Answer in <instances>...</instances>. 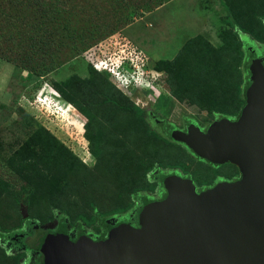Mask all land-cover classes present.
<instances>
[{
    "label": "rangeland",
    "instance_id": "374dc122",
    "mask_svg": "<svg viewBox=\"0 0 264 264\" xmlns=\"http://www.w3.org/2000/svg\"><path fill=\"white\" fill-rule=\"evenodd\" d=\"M131 46L148 55L147 72L162 75L149 92L124 93L86 64L88 52L115 64ZM250 48L264 56V0H0V142L29 139L42 154L17 176L5 160L14 149L0 150V230L22 229L26 208L43 226L61 212L71 229L85 222L101 237L99 222L132 219L138 194L161 200L158 170L202 190L240 176L236 165L201 160L164 124L207 132L224 116L239 120ZM29 261L0 246V264Z\"/></svg>",
    "mask_w": 264,
    "mask_h": 264
},
{
    "label": "water",
    "instance_id": "95a60500",
    "mask_svg": "<svg viewBox=\"0 0 264 264\" xmlns=\"http://www.w3.org/2000/svg\"><path fill=\"white\" fill-rule=\"evenodd\" d=\"M172 139L209 163L238 166L241 179L198 193L170 175L165 199L144 206L139 228L122 223L102 241L74 242L62 225L43 236L44 264H264V56L250 64L239 120L222 118L207 132L190 124Z\"/></svg>",
    "mask_w": 264,
    "mask_h": 264
},
{
    "label": "trees",
    "instance_id": "16d2710c",
    "mask_svg": "<svg viewBox=\"0 0 264 264\" xmlns=\"http://www.w3.org/2000/svg\"><path fill=\"white\" fill-rule=\"evenodd\" d=\"M190 47H193V45L191 44ZM202 52L201 50H197ZM250 52V59L248 60L249 62H251L256 56H257V52L254 48H250L249 50ZM182 58L181 55L179 56V58L175 59L174 61H172L171 63H169L171 65L172 70H175L178 66L179 59ZM84 62H86L84 60ZM30 64V63H29ZM87 66L97 75L105 77L109 80V82L113 85V82L111 81V76L107 73H101L98 72L97 70H95L89 63H87ZM28 68V67H27ZM51 69V67H46L45 70H41V71H34L38 74L47 72ZM90 70V71H91ZM33 71V70H31ZM163 81H165V83L171 87V74L165 72V78L163 79ZM116 88V85H113ZM172 90V88H171ZM85 93V90L83 91ZM149 92V91H148ZM81 93V92H80ZM120 93H122L120 91ZM154 93V92H153ZM125 97L126 96L124 93H122ZM155 94V93H154ZM156 95V94H155ZM129 98V97H128ZM134 111L141 116L142 113L139 109L138 106H133ZM226 117V116H224ZM165 129L164 132L166 133V135L170 138H172V134H173V127H170V125H168L167 123L164 124ZM45 137H51V135H49L48 132H46V135H44ZM39 156H42L41 153H39ZM39 161L36 163V165L34 167L39 166L38 165ZM167 177V173L163 172L162 170H158L157 173H154V179L160 184V187H162V189L164 190V181ZM136 200L139 201V207L136 208V211L134 212L132 216V219H134L135 221L138 220L139 217V213L142 210V208L144 207L145 203L149 200H153L152 197L150 195H141L138 194L136 197ZM102 219L99 215L98 217V221ZM97 221V224H98ZM127 222L126 218L117 220L113 223H106L104 221L99 222L98 226L102 228V230H105V232H107L111 227L119 225L121 222ZM26 226L25 229H19L16 231H2L0 230V243L2 245L5 246V248L8 251H18V250H25L28 251L33 257H35L34 263L33 264H42V256L40 255L39 252V243L42 239L43 233L47 230H57L59 229L62 225H67L68 229L70 228V224H69V220L68 218L61 212H56L54 213V226H43L40 223L30 220V219H25V221H23ZM86 224L85 222H79L76 228H79V232L77 234V232H75L74 234H70V238L73 241H77V239L79 238L78 236L82 235V234H86ZM106 233L103 234V236L99 237L100 239H103L105 237Z\"/></svg>",
    "mask_w": 264,
    "mask_h": 264
},
{
    "label": "flooded vegetation",
    "instance_id": "af4514ba",
    "mask_svg": "<svg viewBox=\"0 0 264 264\" xmlns=\"http://www.w3.org/2000/svg\"><path fill=\"white\" fill-rule=\"evenodd\" d=\"M222 118H226V117H222ZM21 140H22V138H16L14 141H9L8 143H6L5 144V146L4 147H10L11 149H14L13 150V153H11L10 154V156L9 157H6L5 158V160L8 162V167L9 168H11L10 169V171L12 172V173H14V174H16L17 176H21V175H24V176H26L29 172H31V168L32 167H34L35 165H36V163L38 162V160H39V153H40V151L38 150V149H35V148H32V147H30L28 144H33V142L34 141H30L29 139H27V140H24V141H22L21 142ZM34 145V144H33ZM4 147L2 146V144H1V142H0V150L2 151L3 149H4ZM34 147H36V145H34ZM202 160V159H201ZM204 162H207V161H205V160H203ZM209 163V162H208ZM209 164H211V165H213V166H223V165H229V164H231V163H227V164H212V163H209ZM39 165V164H38ZM231 165H234V164H231ZM241 172V171H240ZM32 174V173H31ZM30 174V175H31ZM170 175H177V174H174V173H167V177L168 176H170ZM177 176H179V177H181L180 175H177ZM166 177V178H167ZM241 177H242V173H241V175L240 176H237V177H235L234 179H232V180H230V179H226V178H224V177H219L218 176V178H216L214 181H213V184L210 186L211 188H214L215 186H217L218 184H221V183H223V182H236V181H238V180H240L241 179ZM182 178V177H181ZM184 179V178H183ZM194 182V181H193ZM194 184H195V187H196V190H197V192L198 193H201V192H203V191H206V190H208V189H204V190H202V188L201 187H199L198 185H196V183L194 182ZM210 188V189H211ZM160 194H162L161 196V200H163V199H165V197H166V195H167V191H166V188H165V186H164V190L162 189V187H160ZM151 196V195H150ZM152 197V196H151ZM152 199L153 200H149V201H147L146 203H145V205L148 203V202H150V201H159V199H156V198H153L152 197ZM160 200V201H161ZM144 205V206H145ZM144 208V207H143ZM142 208V209H143ZM136 211V209L135 210H133L132 211V215L134 214V212ZM142 211V210H141ZM141 211H140V213H141ZM140 213H139V217H138V220L137 221H135L134 219H131V220H128L127 222L125 221V222H121L120 224H122V223H126V224H129V225H131V226H133V227H135V228H139V226H140V224H139V219H140ZM28 220V219H27ZM25 221V220H24ZM113 222H115V221H113ZM113 222H111V223H113ZM54 222L52 223V225H50L51 227L52 226H54ZM119 224V225H120ZM119 225H116V226H113V227H117V226H119ZM25 226H26V224H24V227L22 228V229H25ZM113 227H111L107 232H105V230H102V232L100 233V234H102V236H103V234L104 233H106V235H105V237L103 238V239H100L99 237H97V235H95L94 233H89V232H87L86 231V234H82L81 236L79 235L78 237L80 238V237H82V236H84V235H86V236H88L89 238H91L92 240H94V241H102V240H104L106 237H107V235H108V233L110 232V230L113 228ZM58 230V229H57ZM57 230H47V231H45L44 233H43V236L45 235V233H47L48 231H57ZM75 232H77V234H78V232H79V228H76V229H74V228H69V236H70V234L72 235V234H74ZM43 236H42V239H41V241H40V243H39V252H40V255L42 256V264H44V255H43V253L41 252V250H40V244H41V242H42V240H43ZM78 238V239H79ZM71 239V238H70ZM78 239H77V241H78ZM73 241V240H72ZM74 242H76V241H74ZM0 246H2L5 250H6V252L7 253H9V254H11V253H20V252H25V253H27L28 255H30V261H29V263L28 264H33L34 263V260H35V257H33L28 251H25V250H18V251H8L6 248H5V246L4 245H2L1 243H0Z\"/></svg>",
    "mask_w": 264,
    "mask_h": 264
},
{
    "label": "built area",
    "instance_id": "2783aa9c",
    "mask_svg": "<svg viewBox=\"0 0 264 264\" xmlns=\"http://www.w3.org/2000/svg\"><path fill=\"white\" fill-rule=\"evenodd\" d=\"M131 47L134 49L132 50L134 54L130 56H118V58L115 59V61H117L115 64L111 62L112 57H108L104 60L101 57H98L96 52H88L84 57L87 63L92 65L98 72L102 73L103 71H106L107 74L112 76L117 83L116 86H118V88L124 93L126 90L128 94L132 95L133 91L137 90L138 87H147L150 85V87L145 90L148 92L151 90L153 84H157L155 81L162 75L157 73V79V76H155L154 73L147 72L150 67L148 55L138 47L136 49L133 46ZM100 54L102 55V53Z\"/></svg>",
    "mask_w": 264,
    "mask_h": 264
}]
</instances>
